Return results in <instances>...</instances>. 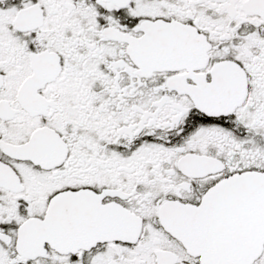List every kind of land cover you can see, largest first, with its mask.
Returning a JSON list of instances; mask_svg holds the SVG:
<instances>
[{"label":"snow or ice","instance_id":"obj_1","mask_svg":"<svg viewBox=\"0 0 264 264\" xmlns=\"http://www.w3.org/2000/svg\"><path fill=\"white\" fill-rule=\"evenodd\" d=\"M0 264H264V0H0Z\"/></svg>","mask_w":264,"mask_h":264}]
</instances>
